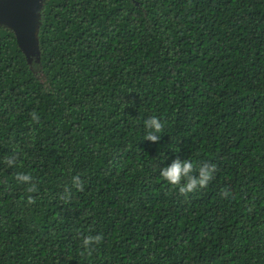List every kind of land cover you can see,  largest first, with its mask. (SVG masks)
Here are the masks:
<instances>
[{"label":"trees","instance_id":"1","mask_svg":"<svg viewBox=\"0 0 264 264\" xmlns=\"http://www.w3.org/2000/svg\"><path fill=\"white\" fill-rule=\"evenodd\" d=\"M40 20L30 60L0 25V264H264V0H45ZM177 158L212 180L180 194Z\"/></svg>","mask_w":264,"mask_h":264},{"label":"clouds","instance_id":"2","mask_svg":"<svg viewBox=\"0 0 264 264\" xmlns=\"http://www.w3.org/2000/svg\"><path fill=\"white\" fill-rule=\"evenodd\" d=\"M33 120H38V116L35 112L30 114ZM145 128L147 129L145 134V140L150 141H158L160 133L164 128V124L155 116L150 117L149 119L144 121ZM155 133V134H154ZM6 163L8 167H12L13 163L15 165L16 158L8 157L6 158ZM216 170V166L214 164H202L198 169L194 168V164L190 159H185L181 162L178 158L173 160L170 166L163 167L160 170V175L163 179H165L170 185L174 187H178V191L180 194L187 195L188 193L193 192L197 187L204 188L208 185V183L212 180L213 174ZM198 171V175H193L194 172ZM16 179L19 181H29L32 179L31 176L27 174H17ZM183 181V183H182ZM72 184L78 190H82V182L79 177L72 178ZM37 189L35 186H30L28 188L29 192H35ZM70 191L66 189V192ZM227 195V193H225ZM29 203H34V200L29 197ZM102 240L101 235L95 236H86L83 240L84 245L99 244ZM91 249H89V254Z\"/></svg>","mask_w":264,"mask_h":264},{"label":"water","instance_id":"3","mask_svg":"<svg viewBox=\"0 0 264 264\" xmlns=\"http://www.w3.org/2000/svg\"><path fill=\"white\" fill-rule=\"evenodd\" d=\"M45 0H0V25L10 28L28 60L38 58V30Z\"/></svg>","mask_w":264,"mask_h":264}]
</instances>
